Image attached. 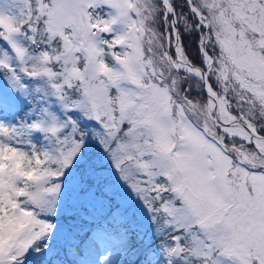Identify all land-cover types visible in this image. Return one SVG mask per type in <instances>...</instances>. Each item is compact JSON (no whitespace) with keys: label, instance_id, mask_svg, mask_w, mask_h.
Wrapping results in <instances>:
<instances>
[{"label":"snow or ice","instance_id":"1","mask_svg":"<svg viewBox=\"0 0 264 264\" xmlns=\"http://www.w3.org/2000/svg\"><path fill=\"white\" fill-rule=\"evenodd\" d=\"M0 264H264V0H0Z\"/></svg>","mask_w":264,"mask_h":264}]
</instances>
